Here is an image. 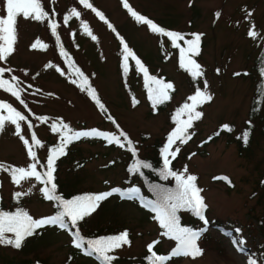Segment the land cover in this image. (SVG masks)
<instances>
[{"label":"rangeland","instance_id":"374dc122","mask_svg":"<svg viewBox=\"0 0 264 264\" xmlns=\"http://www.w3.org/2000/svg\"><path fill=\"white\" fill-rule=\"evenodd\" d=\"M40 1L48 10L52 2L62 42L94 83L109 113L138 141L141 153L146 155L153 142L183 126L189 118L188 111L182 113L178 123L170 120V114L181 104H191L189 97L197 89L212 97L196 106L200 117L192 120L186 129L183 137L187 140L171 151L176 155L170 153L182 174L196 177L200 189L205 205L202 223L194 222L189 213H184L183 220L193 226L192 231L200 233L196 244L202 254L178 257L174 263L168 259L156 264H249L250 261L261 264L264 189H258V182L264 173V120L258 117L254 120L247 151L241 153L235 139L242 134L249 119L255 78L249 76L248 69L256 55V45L264 42V0H127L166 31L168 27L174 29L184 39L200 34L199 52L191 54L200 65L199 77H193L179 64L171 38L138 22L124 7V0H91L112 21L113 28L96 15L93 7L87 8L79 0ZM5 9L4 0H0L1 16L5 15ZM73 9L79 12L78 17L72 15ZM85 23L92 35L85 32ZM250 31L256 35L250 36ZM34 43L36 48L32 47ZM124 45L149 74L174 87L170 102L157 113L149 111L144 72L136 60L129 57L128 69H124ZM0 69L19 94L17 99L0 87V99L8 100L30 117L41 142L35 158L31 157L28 149L31 147L33 151L32 141L26 123L17 121L18 135L15 124L4 120L0 130V160L10 167V171L5 168L1 173L4 202L10 205L18 201L35 219L50 213L52 202L44 198L42 186L34 177L15 183L12 169H28L31 164L39 169L40 161L46 162L49 144L58 138L52 125L67 122L81 131L95 129L117 137L121 130L70 73L45 18L37 21L17 17L13 51L0 60ZM9 115L7 108L0 107V118ZM89 138L77 139L68 146L64 158L58 161L57 181L64 188L107 192L123 182L128 149L117 144L107 145L99 136ZM221 175L228 177L229 185L218 181ZM16 193L21 195L17 197ZM86 217L85 225L114 223L131 229L130 244L119 250L122 254L144 253L154 241L162 252L169 253L175 246V241L166 236L155 218H148L139 206L115 196L104 199ZM5 238L14 239V234L5 233ZM70 251V237L58 226L26 236L20 248L0 243V254L16 259L27 255L50 263L69 258L68 264H97L87 256L69 257Z\"/></svg>","mask_w":264,"mask_h":264},{"label":"trees","instance_id":"16d2710c","mask_svg":"<svg viewBox=\"0 0 264 264\" xmlns=\"http://www.w3.org/2000/svg\"><path fill=\"white\" fill-rule=\"evenodd\" d=\"M40 3H41V1H40ZM88 3L91 4L92 3L91 0H88ZM127 3L129 4V6L134 11H136L138 14H140V12L138 10H136L128 1H127ZM41 5H42L43 10L48 13V16L45 17V19H46V22L48 24V28L50 30V33H51L54 41L56 42L57 51H58L59 55L62 57L63 61L65 62L66 67L68 68L70 73L73 75V77L75 78L77 83L80 85V87L83 88L88 95H89V89L94 90L96 98L99 100V104L97 103L96 100H94L92 98L91 95H89V97L95 103V105L97 107H99L101 109V111L108 116L109 120L116 126V128L117 127L120 128L121 131H120L119 139L121 140L122 144H125L123 147H125L126 150L128 149V160L125 164L126 174L123 177L122 184L117 185V186L112 188V189H119V191L113 192L111 196L118 197L120 200H124V201L130 202L136 206H139L141 209H143L145 211V213L148 215V218H151V217L155 218L158 221L160 229L164 231L166 236L170 237L172 240L175 241L174 245H175V248L177 249L178 245H180V241L176 238V236L174 234H168V230L160 222V217H161V214L164 211H166L164 205L166 203L172 202V201H166L165 196L174 195L179 189V185H178L176 177L167 176V178H165V176L162 175V172L164 171V166H165V158H167L169 161L168 168L171 171L176 172L177 175L183 176L184 178H186L188 175H192V174H182L180 172L179 168L172 161V158L169 156L171 151L175 147H177V145H179V143L182 142L181 139H176L175 142L169 148L167 153L164 151L165 147L168 145L169 137L173 133H175L179 128H174V129L166 132L160 141L157 140V141L153 142L152 145L150 146V151L146 155L141 153L140 149L138 147V144H137L138 141L133 139L129 135L127 130L124 129L119 123H117L118 121H116L114 119V117L109 113V111L106 107V103L102 99L100 94L98 93L94 83H92L91 79H89L87 77L84 70L81 68V66L74 59V56L71 55L70 50H68L65 47L64 43L62 42V40L59 36V25H58L57 19L55 17V9H54L52 2H51V9L50 10L45 8L43 4H41ZM93 8L96 9L97 11L101 12L103 14V16L105 17V20L108 21L107 23L109 25H111V28H113L112 21L102 12V10L99 9L94 4H93ZM141 15L148 18L144 14H141ZM52 24H56V26H57L55 32H53L51 29ZM168 31L176 32L174 29H169V28H168ZM190 39H193V38L192 37H185L184 40L176 41V44H178L179 47L175 46L173 44V41L171 40L173 46H175V48L177 50V54L179 56V64H181V66H182V60H184L187 56H191V53H188L187 51L184 52L183 57L181 54V48L186 50L188 47V45L185 43V41L190 40ZM123 47L125 48V45ZM256 49H257L256 55L253 57L252 62L250 64V67L248 69L249 76H251L252 79L255 78L253 94L251 96L250 106H249V119L246 121V126H245V129L243 130L242 134L240 136L236 137V139H235L237 146H238V149L241 153L247 151L248 148L250 147L251 133H252L253 128L255 127L254 120L256 119V117H258L260 120H264V42L260 45L257 44ZM123 62L125 63L124 59H123ZM182 68L186 69L185 67H182ZM77 69H79V73L76 71ZM80 73L83 74V77H81ZM150 75L151 74H149V75L147 74V76H145L144 88L146 90V96L148 99V104L150 106V108H149L150 113H157L162 108H165L168 105V103L170 102L174 87L170 83L172 85V88L168 89V99L163 100L160 103L154 104L153 100L151 99L152 94L150 92V89L157 87V85L153 82L152 79H150V78H154V77H151L152 75L151 76ZM85 77L87 78L86 82L84 80ZM155 79L158 80L157 78H155ZM0 80H5V77L3 76V74L1 72H0ZM159 81H161V80H159ZM9 84L11 86H13L10 82H9ZM7 87L8 86L2 87V88L6 89V91H7ZM9 93H11V92H9ZM0 103H6V104L11 105L12 108H14L16 111H18L21 115H23L25 117V120H23V121L26 123L27 128H28V131H29V134L31 137V141H32L33 151L35 153H37V150H38L40 144L39 145L34 144V142L32 140V135L35 134V136L38 140H39V138H38L36 129L32 123V120L30 119V117L27 114H25L23 111H21L19 108H17L15 105L9 103L8 100H6V99H0ZM100 104L103 105V108L100 107ZM180 106L181 107H179L176 110L171 112L170 120L172 122L178 123L181 119L182 113H187V110L184 109L183 104H181ZM54 124L56 125V127L58 129H60V131L55 132L58 134L57 141L55 143H52V145L49 144V147H48L49 156L52 154V152L55 148L59 147V145L62 142V137L70 136L74 132H82L81 129L75 128L74 126L70 125L67 122H61V123L55 122ZM63 125H67V128L66 129L63 128ZM121 133H123L124 135H121ZM245 133L247 134V140L246 141L244 139ZM125 136L127 137V139H125ZM80 139L87 140L90 138H89V136H87V137H81ZM182 139H183V141H186L187 137H183ZM102 140H103V143H105L107 145H110V146L116 145L115 143H108L107 139H105L103 137H102ZM75 141L76 140H72L70 143L67 144V146L65 147V150H64L65 154L64 155L58 154L57 158L55 159L54 165H53L54 171H53V180L51 181V183H54L56 185V188H55V191L53 194L55 196H59L61 198V200H72V199H74L76 197H80V196H85V195H89V194H99V193L106 192V191H98V190H84V189L78 190V189L64 188L63 183L57 181L56 172L58 169V161H61L64 158V156L66 155V153L68 151V146L71 145V143L75 142ZM129 141H131L130 146L128 143ZM118 146H120V145H118ZM133 149H134V151H133ZM47 159H48V157H47ZM39 164H40V168L36 169V170H37V172H39L41 174V179L37 180L36 177H34V178L41 184L42 189H44V188L50 189L51 183L45 184L43 182L47 179V177L45 175V173L47 172V160L45 163L43 161H40ZM0 165H3V167H0V213H3V212L16 213L18 211H25L26 212L25 209H23L22 207L19 206L20 204L18 201L11 202L10 205H7L4 202V197H3V193H2V189H1V187H2L1 173L5 168L7 169V171H10V167H7L5 165V163L1 160H0ZM144 165H150V166L145 167ZM217 179H218V181H221L226 185L230 184L227 177H225V176H218ZM194 183H195L196 187L199 188V186L196 184L195 181H194ZM260 188L264 189V173L258 182V189H260ZM112 189L108 190L107 192L112 191ZM256 191L257 190H254L253 193H256ZM43 196L45 198L44 192H43ZM260 196H262L261 193H260ZM107 198H109V196ZM48 201L52 202V205H53L52 211L49 214H47L46 216H42L39 218L51 217V216H54L58 212L63 210L62 204L59 201H57L55 199L48 200ZM101 202L102 201L99 202V205L101 204ZM184 213L191 214L190 215L191 219L192 220L195 219L194 222L197 221V223H198V219H197L198 216L195 214L194 211H192L186 207L178 208L176 211V217L178 219L179 227L189 228L192 230L193 226H189V225L185 226L184 225V220H183ZM39 218H35V219H39ZM85 220H87L86 216L82 220H78L75 225H72L70 222V218L66 216L65 222H66L67 226L64 228H61L59 225H45V226H43L37 230L46 229V228L51 227V226H58L59 228H61V230L65 231L70 237L71 251H70L69 257H71V256H82V257L87 256V257H90L91 259H93L97 264H154V261L152 259L153 254L160 256L163 253L166 256H169L170 259H172L173 263H174V260L178 258V257L171 255L173 250H175L174 246L170 249L169 253L162 252L160 246L158 245V243L156 241L151 243V245H152L151 249L148 248L147 250H145L144 253H141L139 255H135V254H132L129 252L122 254L119 252V250L122 249L123 247L128 246L130 244V241H131L132 231L128 226H125V225L119 226L120 224L99 223V222H93V224L85 225L83 223ZM260 222L261 221H259V223ZM37 230H35V231H37ZM125 231H127V233H128L129 243L122 245L120 248L110 249L106 254L113 257V259L111 261H109V262L103 261L102 257L98 253H95V252H93L92 255L86 254L89 251V246H88L89 241L99 240V239L107 238V237H111V236H116V235H119L120 233L125 232ZM11 234H14V233H11ZM197 241L198 240H196V242ZM76 243H81L82 246L80 248H77ZM182 256H184V255H180L179 257H182ZM2 257H4V258H2ZM68 262H69V258L61 261L60 263H50V262H46L44 259H41V258L36 257V256H27L26 255V256H21L18 259H16L13 257H7V256H4L3 254L2 255L0 254V264H68ZM261 264H264V257H263Z\"/></svg>","mask_w":264,"mask_h":264},{"label":"snow or ice","instance_id":"6c2138e0","mask_svg":"<svg viewBox=\"0 0 264 264\" xmlns=\"http://www.w3.org/2000/svg\"><path fill=\"white\" fill-rule=\"evenodd\" d=\"M82 4H84L87 8H92L93 6L88 3V0H80ZM6 5L5 15L0 16V60L5 59L12 51L13 45L16 40V24L17 17L22 16L25 19L32 18L37 21L44 19L48 16V13L43 10L40 0H4ZM124 7L128 9L130 14L140 23H144L149 26L150 30L153 32L161 33L167 37H170L173 41V44L179 47L176 44V41L184 40V36L177 32L166 31L162 27L157 26L152 20L138 14L134 11L127 3V0H124ZM93 11H96L97 16L104 20L105 17L103 14L96 9L93 8ZM73 16H79V12L75 9L72 11ZM69 17H65L67 20ZM56 24L51 25V29L53 32L56 30ZM85 32L89 35H92L87 24L83 25ZM111 27V25H109ZM250 36H255L256 33L254 31L249 32ZM92 39H96L93 35ZM199 42H200V34H193V39L185 41L188 45L187 49L181 48L182 57L184 52L187 51L191 54H198L199 52ZM41 47H46L41 44ZM33 48L37 47V43L32 45ZM124 69L127 71L128 64L127 61L129 57H132L136 60V65L139 66L140 70L145 73L147 76V69L143 67L139 59L135 58L134 53L131 52L130 49L125 45L124 48ZM182 67H185L191 72L193 77H199L202 75V71L200 65L196 63L195 60L189 56L186 61L182 60ZM3 69H0V72H3ZM79 73V69L76 70ZM81 77L83 74L80 73ZM157 85V87L150 89L151 99L153 103H160L163 100L168 99V89L172 88L170 83H164L162 81L156 80L155 78H150ZM85 82L87 78H84ZM75 83V81H73ZM7 87V91L11 92L13 96H16L19 99L18 92L14 89L13 86L9 84L8 80H0V87ZM206 86V85H205ZM89 95L92 96L94 100L99 104V100L96 98L95 92L92 89H89ZM211 96L206 92L197 89L195 95L189 97L192 101L191 104H185L184 109L187 110L190 115L187 121L184 122L183 126L179 128L175 133H173L169 137L168 145L165 147L164 151L167 153L171 145L175 142L176 139H181L183 141V136L188 127L191 126V122L194 119H198L201 115L200 112H196L195 108L198 104L203 103L205 101L211 100ZM23 103V101H21ZM0 107L7 108L10 112V115L5 118H0V130L3 129L4 120H11L13 124L16 126V132L19 135L20 133V124L17 121L25 120V117L21 115L18 111L12 108L11 105L6 103H0ZM100 107L103 108V105L100 104ZM194 113V114H193ZM227 127V126H225ZM63 128H67V125H63ZM52 131L58 132L60 129L56 127L55 124L52 125ZM121 135H124L121 133ZM87 136H99L107 139L108 143H115L123 147L124 145L121 143L119 137L113 134H107L100 132L98 130L92 129L89 131L82 132H74L70 136L62 137V142L59 147L55 148L52 154L47 159V172L45 173L47 179L43 181L45 184L51 183L53 180V171H54V162L57 158V155H64L65 147L72 140L80 139L81 137ZM23 139V137H21ZM125 139L127 137L125 136ZM245 141L247 140V134L244 135ZM32 140L34 144L39 145L41 142L35 136L32 135ZM25 144H28L27 140H24ZM129 146L131 145V141L128 142ZM134 151V149H133ZM179 151V149H176ZM29 155L35 158L36 153L32 151L31 147L28 149ZM172 156L176 155V152L171 153ZM169 161L165 158V166L162 175L167 178V176H174L177 179L179 189L174 195L165 196L166 201H172L171 203H166L164 205L166 211L161 214L160 222L161 224L168 230V234H174L176 238L180 241V246L173 250L172 256H192L196 257L202 254V250L197 247L196 240L200 235L199 232L192 231L189 228H181L178 224V219L176 217V211L178 208L186 207L195 212L197 216L201 219H204L202 215V210L205 207L203 203L202 197L199 195L200 189H198L194 183L196 177L193 175H188L186 178L183 176L177 175L176 172L171 171L168 168ZM145 167H149L150 165H144ZM3 167V165H0ZM7 170V169H5ZM26 177H36L37 180L41 179V174L36 170V164H31L28 169L23 167L13 168L12 169V178L13 181L17 184ZM226 179V178H225ZM56 185L51 183V188H44L42 191L44 192L45 198L48 200H57L62 204L63 210L58 212L56 215L51 217L34 219L25 211H18L16 213H8L3 212L0 213V243H6L13 245L16 248H20L22 241L26 236H31L35 232V230L45 226V225H59L61 228L66 227L65 217L70 218V222L72 225H75L78 220H82L85 216L91 214V212L95 211L98 207L99 202L106 199L108 196H111L113 192H118L119 189H112L110 192H104L99 194H89L85 196L76 197L72 200H61L59 196H55L53 193L55 191ZM134 191V190H133ZM21 193H16V196L19 197ZM239 231V230H237ZM5 233H14V239L5 238ZM129 243L128 241V233L127 231L120 233L116 236H111L107 238H102L99 240H93L88 242L89 251L86 253L88 255H92L93 252L98 253L103 261L109 262L113 259L112 256L107 255L106 253L110 249L120 248L122 245ZM235 243V241H234ZM242 243V242H241ZM81 243H76V247L80 248ZM149 249L152 248V245H148ZM243 250V249H241ZM154 264L156 262H162L170 259L169 256H158L153 254L152 257ZM249 264H255L254 261H250Z\"/></svg>","mask_w":264,"mask_h":264}]
</instances>
